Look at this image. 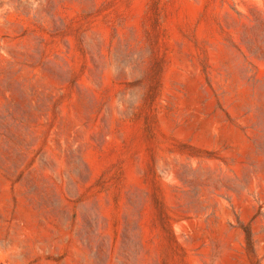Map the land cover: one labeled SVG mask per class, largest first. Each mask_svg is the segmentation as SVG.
<instances>
[{
	"label": "rangeland",
	"instance_id": "rangeland-1",
	"mask_svg": "<svg viewBox=\"0 0 264 264\" xmlns=\"http://www.w3.org/2000/svg\"><path fill=\"white\" fill-rule=\"evenodd\" d=\"M0 264H264V0H0Z\"/></svg>",
	"mask_w": 264,
	"mask_h": 264
}]
</instances>
